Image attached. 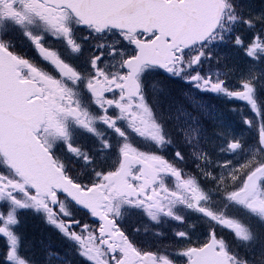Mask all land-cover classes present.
Here are the masks:
<instances>
[{"label": "snow or ice", "instance_id": "6c2138e0", "mask_svg": "<svg viewBox=\"0 0 264 264\" xmlns=\"http://www.w3.org/2000/svg\"><path fill=\"white\" fill-rule=\"evenodd\" d=\"M0 264H264V0H0Z\"/></svg>", "mask_w": 264, "mask_h": 264}, {"label": "trees", "instance_id": "16d2710c", "mask_svg": "<svg viewBox=\"0 0 264 264\" xmlns=\"http://www.w3.org/2000/svg\"><path fill=\"white\" fill-rule=\"evenodd\" d=\"M38 227L39 226H30L23 229L26 236L27 247L31 250V253H34L37 257L41 255V248L45 242L58 243L51 232L44 227Z\"/></svg>", "mask_w": 264, "mask_h": 264}, {"label": "rangeland", "instance_id": "374dc122", "mask_svg": "<svg viewBox=\"0 0 264 264\" xmlns=\"http://www.w3.org/2000/svg\"><path fill=\"white\" fill-rule=\"evenodd\" d=\"M231 103H233V101L231 102ZM235 103V102H234ZM240 107H239V117H240V120L242 119L243 120V117H245V116H247V117H251L252 116V114H250V111H249V108H248V106L246 105V103L245 102H243V101H240ZM233 107H235V106H232L231 108H233ZM240 108H243V110H245V111H242V110H240ZM246 112V113H245ZM241 113V114H240ZM232 114H235V113H232ZM232 114L230 115V122H231V125L232 126H234V124L236 123L231 117H232ZM210 124H211V122H209ZM208 127H209V125H207ZM211 126H212V124H211ZM210 126V127H211ZM209 129H211V128H209ZM238 134H241L245 139L248 137V136H250V138H253V136H256L257 135V131H256V129H251V131H248V135H243L242 133H238Z\"/></svg>", "mask_w": 264, "mask_h": 264}]
</instances>
